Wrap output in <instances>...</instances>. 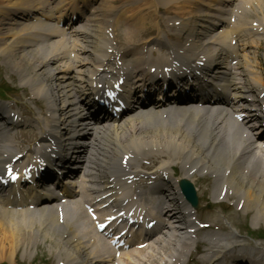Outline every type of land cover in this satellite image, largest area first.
Wrapping results in <instances>:
<instances>
[{
    "label": "bare ground",
    "instance_id": "1",
    "mask_svg": "<svg viewBox=\"0 0 264 264\" xmlns=\"http://www.w3.org/2000/svg\"><path fill=\"white\" fill-rule=\"evenodd\" d=\"M115 2L7 0L6 4H0V56L5 57L22 80L28 82L34 100H39L41 110L46 112L45 116L33 121L42 138L39 146L30 149L22 167L28 165L34 169L35 160L47 157L49 149L60 163H63L64 154L71 152V160L80 166L77 172H68L61 188L62 197L46 192L48 197L41 206L37 205L33 192H10L0 196V263L17 264L18 250L24 248L25 254L30 255L29 249L40 237H45L50 238L57 249V264H185L190 255L189 250L185 253V248L188 247L187 225L191 214L180 194L179 178L174 181L169 176L173 195L156 187L159 196L144 192L142 180L136 181L144 177L139 171L142 156L156 152L162 159L181 161L185 175L198 172L197 166H204L201 171L208 168L217 176L214 182L217 194L226 191L227 195L232 191L234 196L236 193L241 199L244 197V209H256L264 218V171L257 169L261 164L258 146L246 126L236 120V116L243 113H248L254 120L255 112L264 111V75L258 72L264 68L260 58L251 52L262 50L264 46L258 32L264 21H257L259 25L255 29L256 20L248 21L245 17L247 7L243 0H140L131 6H123L120 14L113 5ZM236 2L240 7L230 12ZM160 13L176 17L163 20ZM75 15L79 16L78 26L70 28L69 33L56 28L65 19L71 21ZM228 16L234 19V25L228 22ZM157 20L173 22L169 26L172 34L165 42L158 34L138 44L140 38L155 33L153 25L158 26ZM123 23L128 29L127 53L113 54V50L104 55L105 51L113 49L109 32ZM220 27L226 29L216 34ZM158 29L160 33L161 29ZM55 36L61 37L62 41L51 43ZM248 37L252 40H247ZM154 41L163 42L167 48L166 53L155 52L159 55L155 59L149 53L152 49L145 47ZM202 58L206 62L204 71L214 68V83L224 90L223 95L230 100V106H224L221 101L212 104L203 94L190 100L182 93L176 101L168 102L162 97L155 100L151 93L138 92L146 87L152 89L151 77L155 80L164 62L179 63L178 76L183 80V67L192 69ZM119 60L124 64L127 77L137 80L136 87L128 93L143 94L138 101L145 99L149 105L142 103L138 110L125 115L117 126L92 124L91 121L86 124L83 116L86 105L80 94L84 95L85 88H89L88 78L90 83L94 82V76L100 81L110 80V75L103 71L113 76L118 74ZM145 67L155 69L145 72ZM81 75H87V82L86 79L76 81L82 79ZM179 78L176 83L180 84ZM169 86L168 82L160 81L155 89L166 87L169 95L175 96V89L170 90ZM78 88L81 92H77ZM187 88L188 93L195 91L191 86ZM211 92L218 96L213 90ZM42 99H45L44 103ZM244 106L255 111L246 112L241 109ZM4 120L3 117L0 122ZM7 121L8 128L17 124ZM2 137L0 135V169L3 170L17 153L14 142ZM144 148L152 151L138 153L129 159L126 167L122 165L125 156ZM171 168L172 163L164 161L160 170ZM131 175H134V183L128 184ZM90 204L96 207L94 212L100 213L101 219L112 210L132 208L137 212L142 208L150 216L149 222L158 220L161 234L167 232L145 248L138 246L146 243L148 237L128 250L113 251L96 233L87 216L85 205ZM151 209H158L159 216H154ZM60 210L65 212L63 223H60L62 215L58 216L57 212ZM215 236L212 239L214 252L209 254V260L212 264H224L227 258L223 255L229 254V250L241 242L234 233ZM138 237L142 236L139 234ZM119 241L113 244H122L123 241ZM228 258L232 259V256ZM262 260L264 257L259 259L261 263Z\"/></svg>",
    "mask_w": 264,
    "mask_h": 264
},
{
    "label": "rangeland",
    "instance_id": "2",
    "mask_svg": "<svg viewBox=\"0 0 264 264\" xmlns=\"http://www.w3.org/2000/svg\"><path fill=\"white\" fill-rule=\"evenodd\" d=\"M2 1V2H1ZM128 1H133V2H138L139 0H128ZM6 4L7 3V0H0V4ZM124 2L123 3H119L120 6H123ZM120 38L123 40L125 39V32H124V28L123 27H120ZM261 54V53H260ZM10 77H12V79L14 80L13 82V85H10L11 89L14 90V92L17 93V99H22L28 103L29 105V108L31 109V107H33V103L30 101V93H28L30 91V89H27V92L25 91V93L23 92V90H21V92H19L20 90V86L18 84H20V82L18 81V77L16 76V74L14 72L11 71L10 68L7 67V65L4 63V60L3 59H0V80H2L3 82L7 83L5 81V79H7L8 81H10ZM17 89V90H16ZM214 182V180H209L208 183L209 185L211 186L212 183ZM211 189V187H210ZM212 192H210L209 194H207L204 198V201H207L208 200V197L211 195ZM256 212L252 211L250 213V215L246 218L245 221H243L242 219L245 218V216L241 213H237L235 211V208L232 209L231 211V216H232V224L234 225V227H236L241 235H243L242 237L244 239H246L244 236H246V230H250L251 227L253 228H256L258 225H254L253 224V217L255 216ZM206 218L208 220H217V219H220V215L217 213V210L215 209H212V213L210 214V216H206ZM248 224V225H247ZM247 225V226H245ZM260 225L263 227L264 226V222L260 223ZM259 225V226H260ZM263 229V228H261ZM230 230L229 229H226L225 230V233H229ZM206 232H204V235H205ZM247 242L249 244H254V242H252L251 240H248L246 239ZM262 247H264V242H262ZM52 250V249H51ZM36 255L39 256V258L41 257L42 258V261L43 262H48V263H54L56 262V256L55 254L53 253H50L48 251V249L45 247V246H42V245H38V248L36 250ZM19 260L20 261H24L20 256H19ZM30 261V259H26L24 261L25 264H28V262Z\"/></svg>",
    "mask_w": 264,
    "mask_h": 264
}]
</instances>
